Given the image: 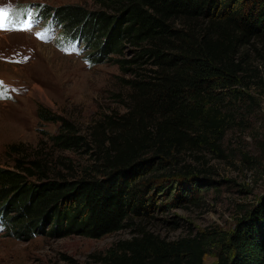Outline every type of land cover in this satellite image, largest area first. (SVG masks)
<instances>
[{
    "label": "trees",
    "instance_id": "16d2710c",
    "mask_svg": "<svg viewBox=\"0 0 264 264\" xmlns=\"http://www.w3.org/2000/svg\"><path fill=\"white\" fill-rule=\"evenodd\" d=\"M93 1L100 7L64 5L43 16L51 13L66 37L84 39L95 62L117 66L123 110L101 113L83 133L68 119L37 110L60 129L50 146L7 147L16 157L0 165V219L11 237L97 238L149 217L160 196L163 210L194 203L201 182L212 181L208 169L182 156L204 149L225 156L226 132L258 107L248 91L264 96V72L252 60L264 61V0ZM77 150L88 158L64 154ZM210 251L215 264H264V203L230 232L213 228L167 240L138 224L99 259L204 264Z\"/></svg>",
    "mask_w": 264,
    "mask_h": 264
},
{
    "label": "rangeland",
    "instance_id": "374dc122",
    "mask_svg": "<svg viewBox=\"0 0 264 264\" xmlns=\"http://www.w3.org/2000/svg\"><path fill=\"white\" fill-rule=\"evenodd\" d=\"M73 4L89 10L100 7L93 0H0V8L5 12L31 6L35 13L40 12L39 16ZM52 18L50 13L43 21ZM35 30H0L3 90L0 165L3 166L11 165L16 157L7 152L12 144L22 143L28 151L39 145H51L49 137L59 131L60 122L42 119L37 112L41 107L73 122L79 133L101 113L123 110L119 95L124 89L116 65L109 61L95 62L93 56H88L92 49L84 39L79 40L77 52H66L62 47L65 35L59 27L56 38L47 41L38 40ZM256 59L252 55L257 69L264 72V61ZM248 92L257 98L258 107L250 114L243 113L244 123L226 132L221 141L225 156L209 149L186 152L182 156L188 164L208 169L206 176L212 181L201 182L202 190L191 200H196L194 203L181 202L163 210L164 200L160 196L159 208L152 209L149 217L136 218L126 228L97 238L43 234L25 240L11 237L3 229L0 230V264H104L99 255L116 241L134 235L138 224L167 240L213 228L233 231L247 210L264 203V149L261 147L264 96H259L255 88ZM243 153L253 161H245ZM64 154L81 162L88 158L80 150ZM197 175V180L202 181L204 176ZM205 187L209 189L203 190ZM216 260L215 251L204 256V264H215Z\"/></svg>",
    "mask_w": 264,
    "mask_h": 264
},
{
    "label": "snow or ice",
    "instance_id": "6c2138e0",
    "mask_svg": "<svg viewBox=\"0 0 264 264\" xmlns=\"http://www.w3.org/2000/svg\"><path fill=\"white\" fill-rule=\"evenodd\" d=\"M4 18H5V9L0 8V29L4 28ZM10 19L12 21V24L15 25V17H14V15L12 17H10Z\"/></svg>",
    "mask_w": 264,
    "mask_h": 264
}]
</instances>
